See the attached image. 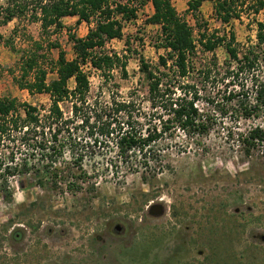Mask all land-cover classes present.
Instances as JSON below:
<instances>
[{
    "label": "rangeland",
    "instance_id": "rangeland-1",
    "mask_svg": "<svg viewBox=\"0 0 264 264\" xmlns=\"http://www.w3.org/2000/svg\"><path fill=\"white\" fill-rule=\"evenodd\" d=\"M188 1L171 0L192 28L199 50L197 63L212 58V52L202 51L198 44L202 33L229 37L233 31L241 45L255 41L253 19H262L261 13L244 12L240 19L221 23L214 18L212 1H203L195 15L187 9ZM20 5L25 6L22 11ZM132 5L137 7V18L124 23L121 39L108 40L104 46L120 61L111 69L90 65L84 69L91 101L108 103L137 94L138 107L147 112L139 57L156 66L165 52L154 46L159 26L145 22L153 12L151 0H135ZM7 7L15 16L3 23ZM34 7L32 0H0V33L16 49L37 50L51 80L59 50L52 43L73 58L69 33L84 37L94 20L76 23L77 16L64 17L62 28L43 30ZM213 53L221 69L228 54L223 46ZM19 56L0 41V97L48 104L47 94H30L14 83L8 69L18 75ZM184 81L195 85L201 95L216 91L211 80L203 82L194 71ZM73 85L70 80L69 86ZM199 106L206 112L210 109L203 102ZM68 107L62 104L65 112ZM209 114L207 134L188 136L175 129L153 144L154 150L166 154L159 173L121 167L118 173H93L95 167L105 168L115 158L106 147H96L94 157L84 162L90 173L83 186L94 182L93 190H46L38 187L32 174L16 173L9 180L12 201L0 197V264H264V144L247 152L242 141L248 130L264 120V113L256 119ZM159 202L162 213L150 214L149 205Z\"/></svg>",
    "mask_w": 264,
    "mask_h": 264
},
{
    "label": "trees",
    "instance_id": "trees-1",
    "mask_svg": "<svg viewBox=\"0 0 264 264\" xmlns=\"http://www.w3.org/2000/svg\"><path fill=\"white\" fill-rule=\"evenodd\" d=\"M32 1L43 30L62 28V18L73 16H77L76 23L93 19L94 25L84 37L69 33L74 53L71 59L57 42L52 43L59 50L51 80L37 50L16 49L0 33V41L20 54L18 75L8 69L14 83L30 94H47L49 98L48 104L35 105L15 97H0V197L5 202L12 201L9 180L16 173L32 174L38 187L46 190H93L94 182L83 186L90 173L84 162L93 158L97 149L113 150L115 158H110L105 168L95 167L93 173H118L120 167L130 172L159 173L164 168L161 158L166 154L154 150L153 144L167 132L179 129L188 136L207 134L211 111L219 112L222 118L235 115L237 119H256L264 113V0H210L214 18L221 23L240 19L244 12L261 13L262 19H253L255 41L243 45L236 41L233 31L229 37L202 33L198 44L202 51L212 52L207 63L195 60L200 58L192 28L171 0H151L153 12L145 22L159 26L154 46L165 54L159 55L156 66L139 57V70L147 86V112L138 107L137 94L108 103L91 101L89 76L84 69L88 65L111 69L120 61L117 53L106 52L104 46L108 40L121 39L124 23L137 18V7L132 5L135 0ZM203 1L189 0L187 9L195 15ZM6 10L3 23L15 16L14 10ZM218 46L228 54L221 69L213 53ZM122 70L125 74V64ZM191 71L198 73L203 82L211 80L216 91L201 95L195 85L184 81ZM70 80L73 87L69 86ZM199 102L205 103L209 111L202 110ZM63 103L69 105L67 112ZM242 141L247 152L264 144V120L248 130Z\"/></svg>",
    "mask_w": 264,
    "mask_h": 264
},
{
    "label": "water",
    "instance_id": "water-1",
    "mask_svg": "<svg viewBox=\"0 0 264 264\" xmlns=\"http://www.w3.org/2000/svg\"><path fill=\"white\" fill-rule=\"evenodd\" d=\"M155 208V211L151 212L150 214H154V215H157V214H160L162 213V205L159 203H153L150 205V210H153Z\"/></svg>",
    "mask_w": 264,
    "mask_h": 264
},
{
    "label": "flooded vegetation",
    "instance_id": "flooded-vegetation-1",
    "mask_svg": "<svg viewBox=\"0 0 264 264\" xmlns=\"http://www.w3.org/2000/svg\"><path fill=\"white\" fill-rule=\"evenodd\" d=\"M153 211H155V208H154L153 210H150V205H149L148 212L151 213V212H153Z\"/></svg>",
    "mask_w": 264,
    "mask_h": 264
}]
</instances>
